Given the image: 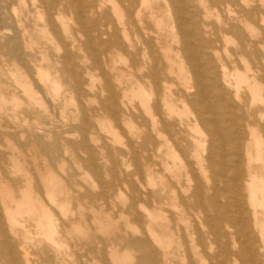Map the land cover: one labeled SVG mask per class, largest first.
<instances>
[{
  "label": "bare ground",
  "instance_id": "obj_1",
  "mask_svg": "<svg viewBox=\"0 0 264 264\" xmlns=\"http://www.w3.org/2000/svg\"><path fill=\"white\" fill-rule=\"evenodd\" d=\"M28 1L0 0V264H264V0Z\"/></svg>",
  "mask_w": 264,
  "mask_h": 264
},
{
  "label": "rangeland",
  "instance_id": "obj_2",
  "mask_svg": "<svg viewBox=\"0 0 264 264\" xmlns=\"http://www.w3.org/2000/svg\"><path fill=\"white\" fill-rule=\"evenodd\" d=\"M28 3H29V1L28 0H26V6L28 5ZM73 11H71V12H69V15H68V17L70 16L71 18H73V13H72ZM76 34H78L77 32H76ZM46 47H47V51H48V53H49V55H50V57H55V54H57V51H55L54 50V48L53 47H50V46H48V45H46ZM37 48L35 47V49H26L25 51H22L23 53H21V56L22 57H24V58H26V59H38L39 57H40V54H39V52L36 50ZM7 58H10V57H6V60H7ZM87 60V61H86ZM86 60H85V66H87L90 70H91V73H92V77L93 78H91V82L90 81H88L89 83H91V86H92V89L90 90V92L88 93L87 92V94H90V93H101V88L104 86V84H105V82L106 81H108V82H110L113 86H114V89H116V92H121L124 88H125V85L126 84H121V88H116L115 87V80L113 79V76H114V74H115V72L112 70V61L111 60H108V62H107V64H100L99 66L98 65H95L94 64V62H93V60H92V58H91V55L89 54V55H87V58H86ZM0 64H1V61H0ZM60 65V66H59ZM118 65V68L120 69V68H122L123 70H125L126 68H125V65H123V63L122 62H120L119 64H117ZM58 66V69H59V72H58V74L60 75V77L63 79V80H65L64 78V72H63V70H64V66H62L60 63L57 65ZM95 70L97 71V72H95ZM100 72V73H99ZM96 78V79H95ZM4 79V78H3ZM94 79V80H93ZM5 80V82L7 83V84H10V82H9V80L7 79V78H5L4 79ZM95 80H96V82H95ZM87 81V80H86ZM101 83V84H100ZM65 84V83H64ZM63 84V87H62V91L60 92V94L58 95V96H60V95H63V94H67V95H75V94H77L76 93V90H75V92H71L70 93V84L69 83H66L65 85ZM67 84H69L68 86H67ZM93 84V85H92ZM99 84V85H98ZM98 85V86H97ZM101 85V86H100ZM64 86H67V87H65V88H67V89H65L64 88ZM73 86V85H72ZM97 86V87H96ZM69 87V88H68ZM95 88V89H94ZM72 89H73V87H72ZM119 89V90H118ZM93 90H95V91H93ZM68 91V92H67ZM92 91V92H91ZM17 94H18V97L19 98H25L24 96H21V93H20V91H17ZM130 99V98H129ZM132 104L134 105V106H138V102H137V100L136 101H133L132 102ZM51 114V116L52 115H54V117L52 116H49L48 114H47V122H49V123H51V121H53V120H59L60 119V117H61V112H58L57 110H55V111H53L52 113H50ZM58 117H57V116ZM42 120V119H41ZM142 121L143 119H139V121ZM6 121V122H5ZM11 120H8L7 118L4 120V118L2 119V120H0V122H2V124H5V125H11V122H10ZM143 159V161H144V158H142ZM156 161L158 162V160L156 159ZM70 163H73L72 161H68V160H66L65 161V163L64 164H66V165H68V166H70ZM131 167H130V171H132V170H134L133 169V164H131L130 165ZM154 167L156 168V169H159L160 170V168H161V166L160 165H154ZM242 169H243V167H242ZM230 173H232V171L230 170V171H228V174H230ZM140 178H141V180L142 181H145V178H146V173L145 172H143L142 171V174H141V176H140ZM260 178H262L263 179V185H264V171L262 172V174H261V177ZM220 185H222V184H220ZM246 194V195H245ZM247 193L245 192V191H243V196H242V198H241V200H242V202L243 203H248V200H247ZM257 198H260V196H258L257 195ZM264 199V198H263ZM218 200L220 201V203H222V204H225L226 202H227V200H226V197H224V196H220L219 198H218ZM225 200V201H224ZM233 202H234V200H233ZM96 207H98L99 205L97 204V203H93ZM100 207V206H99ZM103 209L104 210H107V211H113L111 214L113 215V216H116L117 217V215L115 214L116 213V211H114V210H111V207L109 206V205H103ZM247 209V210H246ZM245 209V215H246V218H247V220L250 222V228H251V230H253V226H252V219H253V216H252V209L249 207V205H248V207ZM263 209H264V206H259V205H256V208H255V211H256V214H257V217H258V219H261L262 218V211H263ZM115 214V215H114ZM86 215H87V217L89 216V214H88V212L86 211ZM223 224H225V225H223V227H225L226 225H228V223H226V222H223ZM23 225L25 226V227H27L28 228V230H33V228L30 226L31 224H29V223H27V222H23ZM226 230H228V227H226ZM253 231H255V233H256V230H253ZM239 240V241H238ZM237 240V242H236V251H239L240 250V245L239 244H241L242 242H243V239H241V238H239ZM28 250L33 254V252H35V254L36 255H33V258H31L30 259V261H31V264H43V261H42V258H41V253H40V250H38V248H36L35 246H33V244H30V246L28 247ZM100 253H94L93 255L96 257V258H100L99 255ZM93 256V257H94ZM35 257H36V259H35ZM39 260H38V259ZM91 258V257H90Z\"/></svg>",
  "mask_w": 264,
  "mask_h": 264
}]
</instances>
